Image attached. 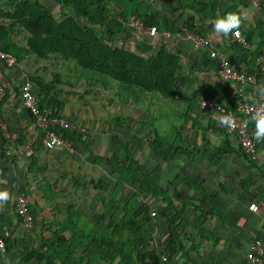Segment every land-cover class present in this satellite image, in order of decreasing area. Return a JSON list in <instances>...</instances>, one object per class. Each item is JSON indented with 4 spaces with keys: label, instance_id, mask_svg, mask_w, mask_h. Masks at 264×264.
<instances>
[{
    "label": "crops",
    "instance_id": "1",
    "mask_svg": "<svg viewBox=\"0 0 264 264\" xmlns=\"http://www.w3.org/2000/svg\"><path fill=\"white\" fill-rule=\"evenodd\" d=\"M37 1L51 10L54 17H59L60 13L51 1ZM105 7L111 12L106 23L113 31L112 37L105 36V28L98 25L91 27L93 31L113 46L129 51H135L145 43L151 52L163 50L175 56L180 76L177 86V143L180 141L181 150L177 151V167L174 166L177 174L174 173L173 177L177 176V196L186 203L190 202L185 207L177 202L178 223L182 225L178 238L186 241L184 251L188 254L183 256L177 252L166 256L153 244L155 259L142 256L140 263L133 258L128 264H186V258L194 264H245L247 243L252 238L264 240V142H256L253 159L244 157L235 136L219 129L218 115L212 110L201 112L197 105L203 98L214 101L216 98L218 103L230 108L238 95L246 102L260 101L264 104V98L256 92L264 85V79L257 77L253 85L224 82L218 77V62L206 51L197 50L190 42L173 36L151 38L128 25L137 17L157 22L158 31L189 25L210 39L229 67L255 73L252 53L257 50L264 58V0H106ZM11 10V6L7 9L0 7V19L9 21L6 28L0 27L6 30L0 34V47L16 61L12 68L0 62V83L5 89V96L0 101V115L9 132L6 140L0 136V191L10 194L9 201L0 208V231L8 233L4 251L0 252V264H127L119 262L118 256L105 259L85 249L78 244L81 234L78 237L72 234L74 242L68 244L71 232L65 226L69 224L65 211L70 207L85 206V201L80 203L73 197L75 189L72 186L66 187L67 193L63 191L57 185L58 177L54 172L64 164L61 163L62 155L70 160L79 156L75 159L77 153L69 155L60 149L45 150L39 132L20 104L18 88L25 79L31 83L33 93L47 89L48 94L53 93L59 102L62 101L42 73V64L54 59L34 57L25 44L29 34L4 17V13ZM229 12L242 18L239 32L248 40L245 48L237 45L231 35L218 38L213 32L211 20ZM64 13L66 10L61 14ZM121 14L125 25L115 16ZM82 25L86 26L84 20ZM35 79L40 80V88L33 82ZM55 79L59 84L58 78ZM129 100L131 102V98ZM132 102L134 104V100ZM59 113L64 115L63 103ZM71 120L68 117V121ZM83 139L84 135L81 142ZM80 158L83 160L81 155ZM158 162L154 160L157 168L160 166ZM160 171L155 170L156 179ZM60 176L63 178L64 175ZM18 192L25 194L32 209L34 227L29 232L20 227L14 214V199ZM200 192L224 219L203 215L210 206L207 202L198 203ZM69 196L70 202H67ZM72 198L76 201H71ZM96 204L100 202L88 206L91 208ZM195 206L203 213L195 208L192 210ZM86 220L91 223L94 217L86 216ZM58 238H62L61 249L52 243ZM81 240L84 243L85 239ZM161 256L167 258L165 263L161 262Z\"/></svg>",
    "mask_w": 264,
    "mask_h": 264
},
{
    "label": "trees",
    "instance_id": "2",
    "mask_svg": "<svg viewBox=\"0 0 264 264\" xmlns=\"http://www.w3.org/2000/svg\"><path fill=\"white\" fill-rule=\"evenodd\" d=\"M10 1L12 10L4 13V17L17 23L29 34L25 44L35 58L47 60L56 56L61 60L71 61L81 72L108 79L118 85L120 89L128 91L131 96L157 93L164 98H169L177 91L180 76L177 74L175 56L163 50L151 52L150 46L145 45V43L138 46L135 51H129L113 46L108 40L93 31L91 27L98 25L105 28V36L112 37L113 31L106 23L107 19L111 18V12L105 7L106 0H49L60 13L59 17H54L52 11L48 10L41 1ZM63 10H66V13L61 14ZM115 16L122 20L125 25L122 14ZM115 16L113 17L116 18ZM82 20L85 21L86 26L82 25ZM133 21H141L146 26H154L157 30L160 29L157 22L154 21L143 20L138 17L133 18ZM128 26L131 27V25ZM186 26L197 35L204 36L199 29ZM165 29L172 32L178 28L168 27ZM5 31V29L0 28V34H4ZM243 38L247 44V38ZM0 49L4 51L2 47ZM258 56H262L259 51L256 50L254 54L252 53L256 72H258L256 63ZM29 80L32 82V79ZM33 82L40 88L39 79H35ZM48 92L47 89H39L38 92L34 93L37 105L47 116L59 117L61 116L59 109L62 103L57 100L53 93L48 94ZM215 101L219 100L215 98ZM62 133L77 153L78 146H83L81 143L82 134L73 129ZM175 134V136L155 134L149 140L148 150L154 159L160 162V165L161 163L168 164L177 156V151L181 150L180 141L178 140L177 143V128ZM108 139L118 145L122 151V156L119 160L106 163L109 181H98L107 190V194L104 195L106 203L104 205L101 203L102 210L93 215L94 220L91 223L86 220V216L80 208L70 207L66 209L65 214L69 217V224H65V226H68L71 232V239L68 244L74 242L72 234H77V237L81 234L78 244L85 249L88 248L91 252L98 253L105 259H113L114 256H118L119 262L124 261L127 264L133 261V258L140 263L142 256H147L151 260L155 259L156 254L152 251L153 244L156 248H160L166 256H172L177 252L183 256L188 254L184 251L186 241L178 238V232L182 229V225L178 223L177 202L183 207L190 202L186 203L185 200L177 196L176 185L172 182L168 183L171 194L167 189L160 186L155 177V170L159 171V167L155 166L153 169H148L145 165L138 163L134 159V146L132 147V144L127 146L113 137ZM243 156L246 157L244 154ZM175 177L177 180V176ZM130 181L134 182L140 192L147 196V201L136 205L135 195L128 194L126 188L123 187L125 182ZM200 193L201 199L197 200L198 203L207 202L204 193ZM152 201L159 208V214L156 216L153 214L151 218L149 203ZM207 203L210 207L205 213L198 210L197 206L193 207L192 210L195 208L205 216L214 215L216 218L224 219L210 201ZM27 205L33 218L32 209L28 202ZM148 228H151V233H147ZM81 238L85 239L84 243ZM52 243L61 249L62 238H58ZM85 254L88 256L87 250ZM186 264L194 263L186 258Z\"/></svg>",
    "mask_w": 264,
    "mask_h": 264
},
{
    "label": "rangeland",
    "instance_id": "3",
    "mask_svg": "<svg viewBox=\"0 0 264 264\" xmlns=\"http://www.w3.org/2000/svg\"><path fill=\"white\" fill-rule=\"evenodd\" d=\"M9 5H12L10 0H0V7L7 9L10 8ZM49 59L54 60L42 64V73L63 103L65 116L60 115L65 119L70 130L73 129L84 135L81 142L84 146H81L75 155V159L79 156L78 159L70 160L62 155L61 163L64 164L54 172L55 177H58L57 185L65 192L68 189L66 187H74L73 197L79 202L85 201L83 202L85 206L82 205L80 210L86 216L92 217L100 212L102 204L106 203L104 195L107 194V190L98 182L109 181L106 163L119 160L122 156L118 145L110 142L108 138L113 137L127 146L132 144L134 159L148 169H153L155 159L148 150V143L155 134L176 135L177 91L169 98L157 93L131 96L128 91L120 89L108 79L81 72L73 62L58 61L60 58L56 56ZM55 77L58 78L59 84L55 83ZM126 98L128 101L125 100ZM68 117L75 126L68 121ZM162 165L159 166L163 170L159 169L158 184L171 194L169 182L175 184L177 189V180L175 176L173 177L174 173L177 174V169H174V166L177 167V157L169 164H165L164 168ZM60 175H64L63 178ZM123 187L128 194L135 195L136 205L147 201V196L140 192L134 182H125ZM70 198L69 196V201H66L70 202ZM72 199L71 201L75 200ZM61 201L65 203L64 200ZM91 202H100V204L89 208ZM154 203L153 201L149 203L150 214L156 216L159 214V208ZM150 217L152 218L151 215ZM150 229L148 228L147 233L152 232Z\"/></svg>",
    "mask_w": 264,
    "mask_h": 264
},
{
    "label": "built area",
    "instance_id": "4",
    "mask_svg": "<svg viewBox=\"0 0 264 264\" xmlns=\"http://www.w3.org/2000/svg\"><path fill=\"white\" fill-rule=\"evenodd\" d=\"M9 21L1 18L0 27L6 28ZM133 30H138L151 38L170 37L188 41L193 48L206 51L208 56L218 62V77L224 82H230L238 85H253L257 77L264 79V59L258 56L256 63L258 72L247 73L237 71L229 67L224 57L218 53L210 39L207 36H199L189 27L181 26L175 31L162 30L158 31L154 26H146L141 21H133L131 23ZM235 43L241 47H247V44L239 32V35L232 34ZM0 62L5 66L12 68L16 65L15 58L0 49ZM20 104L22 108L29 114L34 127L41 136L42 146L45 150L60 149L69 155H74L75 150L73 145L63 136V131L70 130L67 122L61 116L49 117L37 105L35 95L32 90L31 83L25 79L18 88ZM5 96V89L0 83V101ZM259 104L258 101L246 102L240 95L233 103L231 108L214 101L210 98H203L198 102V110L201 112L212 110L218 115H231L235 119L236 127L227 128L219 126V129L227 134L234 135L240 151L249 159H253L256 153V141L253 139V123L250 122L251 115L254 113ZM245 121H248L245 126ZM251 124V125H250ZM0 136L6 140L9 138L7 125L0 115ZM14 214L18 220L20 227L24 231H31L34 227L32 216L28 210L27 200L23 193L18 192L14 199ZM153 216V213L150 214ZM8 237L7 231H0V252L3 253L5 240ZM162 263H165L166 257L161 256ZM245 264H264V240L251 239L245 248L244 252Z\"/></svg>",
    "mask_w": 264,
    "mask_h": 264
},
{
    "label": "clouds",
    "instance_id": "5",
    "mask_svg": "<svg viewBox=\"0 0 264 264\" xmlns=\"http://www.w3.org/2000/svg\"><path fill=\"white\" fill-rule=\"evenodd\" d=\"M242 18L236 13H226L223 16L211 20L213 32L218 38H228L231 34L239 35ZM259 97L264 98V85L257 90ZM250 122L253 123V139L257 143L264 142V104H259L254 113L251 115ZM245 126L248 121H245ZM218 124L227 128L236 127L235 119L231 115H219ZM10 199L7 191H0V208Z\"/></svg>",
    "mask_w": 264,
    "mask_h": 264
}]
</instances>
